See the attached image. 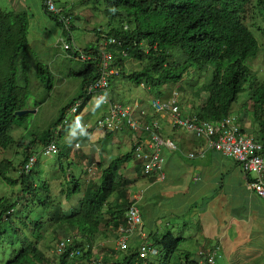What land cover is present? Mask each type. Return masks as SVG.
Returning a JSON list of instances; mask_svg holds the SVG:
<instances>
[{
	"label": "trees",
	"instance_id": "obj_1",
	"mask_svg": "<svg viewBox=\"0 0 264 264\" xmlns=\"http://www.w3.org/2000/svg\"><path fill=\"white\" fill-rule=\"evenodd\" d=\"M44 1L42 0V3ZM90 1L83 0L88 5L91 4ZM93 1L92 9L96 12H99L97 6H101V3L105 5V9L99 13H104L103 15L109 20L105 30L107 38L114 37L118 40L115 45L107 46L115 59L114 68L119 71V75L111 77L110 88L112 81L122 76V72L126 70L122 52H126L127 57L137 62L140 67L129 75L123 74V77L155 91L160 86L182 81L191 70L200 72L201 77L205 78L201 91L206 94V98L195 108L194 113L201 120L212 121L216 126L231 115L238 95L253 89L251 107L255 121L260 126L258 131L260 140H258L264 142V79L259 81L248 65L250 60L258 57L260 49L248 20L259 14L264 23V0ZM43 8L57 21V16L49 13L44 5ZM29 27L26 13L0 8V149L2 150L8 149L15 143L11 130L14 126H22L20 117L16 116V113L27 109L31 96L29 74L31 68L26 64L30 50ZM98 49L97 46L85 49L88 54L93 55V62L86 64V69L80 74L82 78L80 93L63 108L58 119L41 136L34 137L25 148V159L19 166V178L11 180L0 173V177L12 185L23 183L25 188L18 199L37 188L34 183L28 182V177L34 173L33 171L30 175L20 173L28 160L32 156L36 157L30 151L32 147L40 144L44 150L57 135V154L67 156V153L63 154V151H60V127L71 124L70 122L64 124V120L78 100L82 99L83 105L75 118L80 116L89 103L90 98L86 95L87 87L99 76ZM249 82L252 83L251 88L246 87ZM110 88V99L114 102ZM157 92L158 96H162L163 92L158 90ZM153 119L158 120L155 117ZM153 119L149 120L147 116L145 120L147 123H152ZM104 133L112 136L116 132ZM78 144L80 145L77 143L76 147ZM133 150L134 148L129 154L114 159L105 168L97 164L98 169L101 170L100 180L83 194L78 209L66 215L57 207L51 212L47 221L40 215L35 222L38 238L34 240L17 226L16 218L14 219V204H10L8 198L0 197V264H47L46 256L40 247V239L41 232L51 228L62 231L67 236L72 234L71 236L74 237V239L71 237L72 241L70 239L66 251L58 255L57 264L96 262L92 256L93 250L90 248L86 251L85 246L92 245L97 239L115 237L117 229L125 224L126 211L131 200L123 196L117 205L111 200L116 194L123 193L121 190L123 183H129L127 179H123V176L118 179L117 176L127 163L135 161ZM137 164L138 168H141L138 171H143L142 165L138 162ZM144 176L147 177L145 174ZM74 182L75 185L67 192L68 197L81 191L82 185ZM46 202L48 209L49 198H46ZM23 219L20 221L28 227L26 223L28 217ZM183 240L182 237L174 236L172 232L163 236L150 233L146 240L151 249L148 258L140 257L141 243L135 241V244H130L122 259L109 261L104 258L102 262L103 264H155L150 258L154 256L153 253H157L158 258H164L165 264H170V259L176 255L178 258H175L178 260H184L183 264H199L198 260L191 258L189 252L177 253ZM121 251L125 252V250Z\"/></svg>",
	"mask_w": 264,
	"mask_h": 264
},
{
	"label": "rangeland",
	"instance_id": "obj_2",
	"mask_svg": "<svg viewBox=\"0 0 264 264\" xmlns=\"http://www.w3.org/2000/svg\"><path fill=\"white\" fill-rule=\"evenodd\" d=\"M54 1L58 9L65 10V12L73 17L75 26L71 31L72 40H69V35L65 32L64 28L58 25L49 14L44 13L42 15L41 0L24 1L27 10H29L30 17L36 18L30 21V50L28 52V59L26 60V64L31 68L29 73L31 77V96L26 109L29 110L30 113L20 117V122L22 123L21 127L14 126L12 128L11 135L15 143L6 150L0 149V173L11 180H17L19 178V166L25 159V148L29 146V143L34 137L41 136V134L58 119L63 108L80 93L82 83L80 74L87 66L83 61L75 58V52L79 50L84 51L87 47L97 45L101 36L96 31L100 29L105 32V30H107V23L109 22L103 15L104 13H99L105 9L103 3H101V6L96 5L99 11L96 12L95 9H92L94 8L93 0L90 1L91 4L89 5L84 3L83 0ZM0 8L6 11L14 10V8L8 4L7 0H0ZM75 17H77L76 20H74ZM34 23H36L38 33L42 35V39H38L34 36L33 32L36 28H34ZM248 24L260 46L258 57L255 60H250L248 65L252 69V72L256 74L258 80L262 81L264 79V23L261 16L256 14L254 18L248 20ZM69 42H72L74 51H66L64 49L65 43ZM102 42L103 39H101V43ZM125 67L126 70L122 72V76L113 80L110 88L111 95L115 99L114 102L117 104L134 105L138 102L140 104L143 103L146 108H148L153 98L157 95V90L165 92L163 95L164 98L172 91L177 90L180 94V103L182 107L193 114L195 108L200 106L206 98L205 93L201 91L205 78L201 77L200 72L191 70L189 74L185 75L182 81L160 86L155 91L144 85H137L123 77V74L129 75L133 71L140 69L137 62L127 58L125 60ZM250 84L252 83H247L246 87L251 88L252 85ZM49 85H51V87H49ZM252 94L253 89H248L239 94L237 100L233 104L231 114L240 118V124L246 132L260 140L258 132L260 126H258L257 121H255L251 107L253 104V100L251 99ZM88 107L86 112H92L90 116H79L75 121V116L67 114V120H69L71 124L69 126L62 125L60 127V151H63V154L67 153L66 157L59 154L46 156L40 144L31 148L30 151L36 156L38 162L33 169L34 173L28 177V182L34 183L37 187L36 189L28 194L24 193L25 196L18 199L20 197L19 194L25 188L23 183L19 182L12 185L0 177V197L8 198V202L14 204L15 214L14 212L13 214L14 219L16 218L15 221L17 226L22 228L33 240L34 238H38L35 222L40 215L47 221L51 212L57 207L60 208L61 212L66 213V215H69L68 213L80 207L83 194L91 188L93 184L98 183L100 180V169L97 171L96 175L92 177L89 176L88 173L89 167L97 165L96 160H98V156L99 160L105 159L107 161V164L103 165L107 166L114 159L121 158L129 154L132 150V141L130 138L131 135L134 137V134L130 129L126 128L118 131V134L121 133L120 136L123 138H120L121 142L116 145L104 144L103 142L100 144L98 141H94L92 144L88 145V136L90 135L87 134L86 124L95 126L98 117L104 111V107L107 108L102 104H96L94 102H91ZM181 114L182 116L185 114L182 109ZM92 130L93 136H90L91 140H96L101 131L96 128ZM170 139L172 141L174 140L173 142H175L180 150L179 143L175 139ZM77 143H80L79 147H76ZM174 152L178 154L179 151L177 150ZM80 154L86 155L84 158L80 159ZM134 165V161L127 163L119 172L117 179L123 175L124 180H131L132 174H130V168ZM62 168L63 170H61ZM252 176L255 178V175ZM74 181L82 185L81 191L68 197L67 192L75 185ZM146 182L145 179L140 181V183L143 184ZM133 185L134 184L131 186L130 182L123 183V186L129 188V196L132 199L135 198L138 193V186ZM140 194L142 198L143 193ZM46 198L50 200L48 209L46 208ZM141 204L143 205L144 202H141ZM151 206L152 205L148 202L147 208H144V211L148 213V219L152 217V214H150V211L153 210ZM142 209L141 207V210ZM23 217H28L26 220L28 227H25L20 221ZM164 219L166 223L164 227H167L168 222L173 221L174 227L177 231L179 229L181 233L180 237L184 239L177 253L189 252L191 258L197 260L199 256L198 248H200V245L197 243L196 235L197 231L200 229L197 227V229L191 228L190 230V228H188L189 230H187L183 227V223L189 220V215L186 214L185 216H181V218L177 220H173L171 216H166ZM23 220H25V218ZM178 223L181 225H177ZM192 225L195 224L188 223L187 227ZM144 230L150 233V228L148 226ZM163 233H165V230L160 232V235ZM41 234L40 247L46 256L47 264H57L59 259L56 253L57 246L62 240H65L67 244H69L72 234L67 236L62 231L54 230V228L50 230L46 229L42 231ZM175 236L178 237L179 235L176 233ZM117 238L116 233V236L113 238L109 237L95 240L93 244L90 245L93 250V258H95L96 261H101V259L104 261V258H107L109 261H114V257L115 259L117 258L116 256L122 259L127 251L122 252L118 249ZM148 238L149 237H146L145 240ZM72 239H74V237H72ZM137 241H139V239ZM101 243L102 245L106 243L107 246H101ZM217 254L219 260L221 253ZM153 255L154 256L150 258L152 259L151 261L155 262V264H165L166 261L164 258H158L157 253H153ZM175 257H177V255L170 259V264H181L182 261L178 260V257ZM101 263L103 264L102 261Z\"/></svg>",
	"mask_w": 264,
	"mask_h": 264
},
{
	"label": "crops",
	"instance_id": "obj_3",
	"mask_svg": "<svg viewBox=\"0 0 264 264\" xmlns=\"http://www.w3.org/2000/svg\"><path fill=\"white\" fill-rule=\"evenodd\" d=\"M24 1L7 0L8 4L14 8L13 11L27 14L30 24V21L36 18L30 17ZM41 6L42 15L48 14L43 8L42 0ZM33 25L34 28L36 27L33 32L34 36L42 39L36 23ZM99 31L102 30L99 29L96 32L100 34ZM141 104L146 107L143 103ZM88 108L86 107L80 116H90L92 112H86ZM182 110L188 112L187 109ZM106 111L107 108L104 107L103 112ZM154 117L162 126V135L165 138L175 139L181 149L178 154L173 150L164 151V171L167 172L168 177L163 182L145 177L142 170L138 171L141 168H138L135 161L136 166L131 167V170L128 169L132 174V179H127L128 182L131 186L132 184L138 186L136 195L143 193L142 198L137 202L143 217V226L134 233L136 237L132 238L131 243L137 242L140 232L147 237L150 233L163 236L172 232L174 236L177 233L180 238L181 233L174 227L173 221L168 222L167 227H164L166 225L164 217L171 216L173 220H177L188 214L189 220L183 223V227L187 230L188 228L197 229V227L200 229L196 235L197 243L200 245L198 251L217 249L218 253H221L219 260L217 256V264H264V199L249 185V180L253 176L246 175L235 160L217 151L207 150L203 158L190 159L189 154L203 147L204 141L194 138L185 131L173 129L168 117L150 109L149 120ZM87 134L93 136V130ZM120 134L115 133L108 136L100 132L96 140H91L88 136V145L94 141L100 144L103 142L116 145L121 142L120 138H123ZM130 140L133 148L132 135ZM85 155L80 154L79 158L82 159ZM97 159L95 157L98 165L107 164L105 159L99 160V156ZM142 179L147 182L140 183ZM121 190L123 193L116 194L111 200L114 205H117L123 196L129 200L132 199L127 186H123ZM141 202L144 204L142 205ZM148 202L153 209L150 211L152 217L149 219L148 213L144 211ZM188 223L195 225L187 227ZM147 226L150 228V233L144 230ZM163 230L165 233L160 235ZM103 245L107 246L106 243ZM116 257V259H121L119 256ZM197 260H200L199 256ZM180 261H182L181 264L184 263V260Z\"/></svg>",
	"mask_w": 264,
	"mask_h": 264
},
{
	"label": "built area",
	"instance_id": "obj_4",
	"mask_svg": "<svg viewBox=\"0 0 264 264\" xmlns=\"http://www.w3.org/2000/svg\"><path fill=\"white\" fill-rule=\"evenodd\" d=\"M46 5L50 11L57 12L51 0H48ZM61 20L64 22L66 29H68L70 19L61 17ZM116 42V40L110 39L108 44L113 45ZM70 48V44L65 45V49ZM81 59L89 60L90 57L82 55ZM113 60L111 53L105 50L101 52L99 77L88 88V96L91 97V101L107 107V111L98 119L96 126L101 130L111 132H118L125 128L130 129L134 134V154L136 159L142 162L144 174L147 177L163 182L168 175L164 171L165 160L162 156V149L164 147L176 149L177 147L172 141L162 139L160 127L157 123L146 124L144 122L147 111L143 110L139 103L125 106L113 103L110 100L108 94L110 79L115 75H119L118 69L112 67ZM176 98L177 93H174L172 100L165 101L158 98L154 99L151 104L157 113L168 117L173 126L192 132L198 138L208 140V144L213 150L238 162L246 175H255V178H250L249 185L264 199V144L256 141L252 136L243 133L231 118L226 119L222 123L219 132H217L211 123L201 120L196 116L183 117L177 108ZM82 104L83 101H78L73 107L71 114H78ZM144 135H147V137L144 138ZM43 153L46 156L58 153L57 135L44 148ZM191 157H194V155H191ZM35 164L36 157L32 156L20 173L30 175ZM88 173L92 177L96 175L97 171L94 168H90ZM139 199H141V194L136 195L131 200V204L126 211L125 224L117 229V234L120 236L119 244L123 250L128 247V237L139 231L143 226V217L137 203ZM142 233L140 232V234ZM66 248L67 242L62 240L57 246V254H63ZM150 251L151 249L146 244L142 245L140 257L146 258ZM205 262L206 264H216L215 255H207Z\"/></svg>",
	"mask_w": 264,
	"mask_h": 264
},
{
	"label": "bare ground",
	"instance_id": "obj_5",
	"mask_svg": "<svg viewBox=\"0 0 264 264\" xmlns=\"http://www.w3.org/2000/svg\"><path fill=\"white\" fill-rule=\"evenodd\" d=\"M48 0H45L42 4L44 5V7L48 10V12L49 13H51L52 15H55V16H57L58 17V19H57V23H58V25H60V26H62L63 28H64V30H65V32L69 35V40H72V35H71V31L73 30V28H74V21H73V17L71 16V15H69V14H67V12H65V10H62V9H58L57 8V5H56V3L54 2V0H51L53 3H54V5H55V7H56V10H57V12H52V11H50L49 9H48V7H47V5H46V2H47ZM61 17H63V18H69L70 19V22H69V26H68V29H66V26H65V24H64V22L61 20ZM75 20V19H74ZM72 26H73V28H72ZM127 29V28H126ZM106 32V31H105ZM105 32L102 30L101 32H100V36H101V38H99V41H98V44L97 45H95V46H97L99 49H98V54H99V57H100V69H101V52L102 51H106V52H109L108 51V48H107V46H110L111 44H108V41L110 40V39H114V40H116L117 41V43H118V40L116 39V38H114V37H108L107 38V36L105 35ZM101 39H103V42L101 43ZM67 44H70L71 45V48L70 49H65V46H64V49L66 50V51H74V46L72 45V42H69V43H65V45H67ZM115 45V44H114ZM109 53H111V52H109ZM112 54V53H111ZM122 54L124 55V59L126 60V58H128L127 57V53L126 52H122ZM82 55H85V56H87V57H90V59L89 60H82L81 59V56ZM112 56H113V54H112ZM75 58L76 59H78V60H80V61H83L85 64H90V63H92L93 62V55H90V54H88V52H86L85 50L83 51V50H79V51H77V52H75ZM113 59H114V57H113ZM125 62V61H124ZM114 65H115V59L113 60V64H112V67H114ZM100 69H99V74H100ZM190 73V72H189ZM188 73V74H189ZM99 77V76H98ZM98 79V78H97ZM95 82V81H94ZM94 82H92V83H94ZM91 83V84H92ZM90 84V85H91ZM90 85H88V87H87V92H86V95H87V97H89L90 98V100H89V103H88V105L91 103V102H93V101H91V97L90 96H88V88H89V86ZM109 88H110V86H109ZM159 92H162V91H159ZM158 93V92H157ZM156 93V94H157ZM174 93H177V98H176V100H177V108L179 109V111H180V113H181V109H186V108H183L182 107V105H181V103H180V94H179V92L177 91V90H174V91H172L170 94H168L167 95V97H163V95L165 94V92H163V94H162V96H158V95H156L154 98H153V100L154 99H158V98H161V100H165V101H169V100H172L173 99V95H174ZM108 94H109V90H108ZM206 95V94H205ZM109 97H110V94H109ZM111 100V99H110ZM152 100V101H153ZM78 101H83L82 99L81 100H78ZM77 101V102H78ZM151 101V102H152ZM76 102V103H77ZM75 103V104H76ZM114 103V102H113ZM83 105V104H82ZM88 105L86 106V107H88ZM103 105V104H102ZM131 105V104H130ZM141 106H142V109L143 110H146L147 111V116H149L150 117V109H152L154 112H156L155 110H154V108L152 107V104H150V107H148V108H146V107H144L142 104H140ZM75 106V105H74ZM73 106V107H74ZM85 106V105H84ZM125 106H128V105H125ZM85 107V108H86ZM84 108V107H83ZM73 109V108H72ZM72 109L70 110V112L68 113V114H71V111H72ZM80 110V109H79ZM185 112V111H184ZM78 114H79V112H78ZM82 114V113H81ZM80 114V115H81ZM104 114V113H103ZM103 114L102 115H100L99 117H98V119L99 118H101V116H103ZM72 116H75L76 117V115H73V114H71ZM147 116H145V118H144V122L146 123V124H152V123H157L158 125H159V127H160V135H161V137H162V139L163 140H169V141H172L171 139H169V138H165L163 135H162V126H161V124H160V122L158 121V120H154L152 123H147L146 122V117ZM187 116H196L195 115V113H191L189 110H188V112H185V114H184V116L183 117H187ZM197 117V116H196ZM244 117V116H243ZM242 117V118H243ZM228 118H231V119H233L234 121H235V123H236V125H238L239 126V128H240V130L243 132V133H245V134H248V135H250L248 132H246V130H244L243 128H242V126H241V124H240V118H237V117H235V116H233L232 114L231 115H229L226 119H228ZM77 118H75V120H76ZM98 119H97V121H98ZM200 119V118H199ZM226 119H224L223 121H221L220 123H219V125L218 126H216L215 124H213V122L211 121H207V122H209V123H211L215 128H216V130H217V132H219V130H220V128H221V125H222V123L226 120ZM244 119V118H243ZM96 121V122H97ZM69 123V120H67V117L65 118V120H64V124H68ZM169 123H170V120H169ZM170 125H171V127L173 128V129H175V130H177V131H185V132H187V133H189V134H191L194 138H196V139H198V140H202V141H204V146L203 147H200V148H198L197 150H196V152H194V153H190L189 154V158L190 159H197V158H203L204 156H205V153H206V151L208 150H212V151H215V150H213L210 146H209V144H208V140H205V139H203V138H198V137H196V135L194 134V133H192V132H189V131H187V130H185V129H181V128H178V127H176V126H173L171 123H170ZM86 131L88 132L89 130H92V129H94V128H96V129H99V128H97V126H96V123H95V126H89L88 124H86ZM102 133H104V132H107V131H104V130H101V129H99ZM116 133H118V132H116ZM250 136H252V135H250ZM144 138H146L147 137V135H144L143 136ZM253 137V136H252ZM254 138V137H253ZM256 141H258V142H261V143H263L264 144V142H262V141H259L258 139H256V138H254ZM173 142V141H172ZM174 144H175V142H173ZM50 144V143H49ZM48 144V145H49ZM47 145V146H48ZM79 145V144H78ZM176 145V144H175ZM46 146V147H47ZM80 146V145H79ZM79 146H77V147H79ZM45 147V148H46ZM176 149H169V148H166V147H164L163 149H162V156H163V158H164V151L165 150H173V151H180L179 150V148H178V146L176 145ZM134 148V147H133ZM134 151V150H133ZM218 152V151H217ZM55 155V154H54ZM191 155H194V157H191ZM50 156V155H49ZM134 159H135V162H138L139 164H141L142 165V167H143V164H142V162H140V161H138L137 159H136V157H135V154H134ZM164 160H165V158H164ZM36 161H37V158H36ZM238 163V162H237ZM239 164V163H238ZM240 165V164H239ZM164 166H165V164H164ZM240 167H241V165H240ZM90 168H94V169H96V171H98V167H97V165H92L91 167H89V169ZM242 168V167H241ZM88 169V170H89ZM243 170V169H242ZM143 172H144V168H143ZM117 242H118V249L121 251V250H123V249H121V247H120V244H119V239H120V236H119V234H117ZM133 237H136V235L135 234H131L129 237H128V239H127V245H128V247H127V249H125V251L126 250H128V248H129V246H130V244H131V241H132V238ZM146 237L147 236H145L144 234H140V237H138V239H139V241L141 242V247H142V245H144V244H146L147 245V243H146ZM149 237V236H148ZM68 245V244H67ZM101 246H103L102 245V243H101ZM148 246V245H147ZM91 248V246H90V244H88V245H86L85 246V249H86V251H88L89 249ZM91 250H92V248H91ZM66 251V250H65ZM56 253H57V249H56ZM218 250L217 249H212V250H206V249H201L200 251H199V258H200V260H199V264H206V262H205V257L207 256V255H211V254H213V255H215V258H216V264H217V256H218ZM74 254H76V253H74ZM78 254V253H77ZM76 254V255H77ZM58 255V254H57ZM62 255V254H61ZM78 255H80V254H78ZM101 261H102V259H101ZM101 261H96V262H93V263H91V264H94V263H100V264H102L101 263Z\"/></svg>",
	"mask_w": 264,
	"mask_h": 264
},
{
	"label": "water",
	"instance_id": "obj_6",
	"mask_svg": "<svg viewBox=\"0 0 264 264\" xmlns=\"http://www.w3.org/2000/svg\"><path fill=\"white\" fill-rule=\"evenodd\" d=\"M29 113H30L29 110H22V111H20V112H17V113H16V116H18V117H23L24 115H27V114H29Z\"/></svg>",
	"mask_w": 264,
	"mask_h": 264
}]
</instances>
